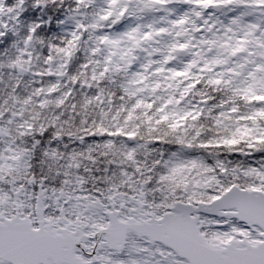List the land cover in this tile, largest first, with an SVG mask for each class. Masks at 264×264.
<instances>
[{"label":"snow or ice","instance_id":"1","mask_svg":"<svg viewBox=\"0 0 264 264\" xmlns=\"http://www.w3.org/2000/svg\"><path fill=\"white\" fill-rule=\"evenodd\" d=\"M157 2L162 7L151 11L169 15L175 14L172 5L189 6L175 19L161 17L159 30L188 25L196 54L203 49L221 73L232 79L264 73V0ZM7 28L0 20V37ZM20 55L0 62V69L27 72L23 61L32 53L21 49ZM175 72L187 75V69ZM10 80L0 77V264H264V93L249 102L250 89L234 87V97L247 104L244 111L235 98L214 109L215 97L201 94L178 112L168 108L170 98L158 107L163 115L156 124L165 123L171 135L150 125L144 138L133 128H95L86 121L74 135L67 116L59 115L63 99L48 115L43 87L21 100L20 82ZM199 86L190 82L191 89ZM56 89L50 85L47 95ZM189 91L186 86L176 103ZM34 97L39 114L26 116ZM205 111L215 128L200 123ZM253 120L252 134L241 135V121Z\"/></svg>","mask_w":264,"mask_h":264},{"label":"trees","instance_id":"2","mask_svg":"<svg viewBox=\"0 0 264 264\" xmlns=\"http://www.w3.org/2000/svg\"><path fill=\"white\" fill-rule=\"evenodd\" d=\"M16 0H7L6 6L15 7ZM35 12L30 9L25 11L19 18L18 22H25L26 27L19 35L13 33H7V35L0 37V61H3L9 49H12L13 42L20 39L21 37L26 38L27 34H31V29L36 27V32L34 35L40 36L44 35L46 40H53V42H58L55 38L66 34L67 28L64 25L66 23L68 9L61 8L56 15L51 14V10L47 9L44 5H35ZM44 9V12H41ZM47 13V14H45ZM39 25V27H37ZM2 30V29H0ZM47 30V31H46ZM22 47V45H21ZM11 60H16V50L12 49ZM48 48L45 47L41 52L45 55L48 54ZM95 51L93 52H69L62 55L59 58L47 57V59H37V54L32 53V59L24 60L25 68L29 69L25 73H14L9 71L7 67L0 69V77H3L5 81L11 82L10 78L15 76V78L20 82V92L18 96L21 100L24 99L26 94L34 93L37 88L43 87L45 90V99H47L50 112H55L61 106L56 102L60 99L64 100L63 111L60 112V117L67 116L65 124L67 130L77 134L80 128L84 127L85 121L88 122L92 127L99 128L103 126L104 128L115 127L117 125L124 126L126 128H133L137 130L140 135L144 138L148 136L149 126H155L161 128L164 132H169L167 125L161 123L156 124V121L161 118L160 112L157 110L156 105L149 109L146 106L144 108L134 104L132 98L127 95L125 75L119 70H114L112 68V61L109 52L105 49L102 53ZM9 62H4L7 65ZM87 64V69L84 65ZM107 67L109 71L101 76L104 72V68ZM33 72H39L43 75L41 77H34ZM49 73L52 75L49 76ZM62 74V75H60ZM62 79L60 80V77ZM95 76V79L93 77ZM75 78V79H74ZM35 81V83H34ZM85 83L90 84V87H85ZM56 84V95L48 96L47 89L50 85ZM201 84L203 85L201 87ZM200 90L197 94H189L188 96L194 99H203L201 94H205L209 97H215V101L210 104L212 108H216L217 105L223 103L224 100H230L234 97L232 92L223 86L215 87L210 86L207 83H200ZM69 91L71 92L68 95ZM3 91L0 88V97H2ZM34 97L32 100V107L27 115L39 114V109L35 106ZM241 107V111L245 110V107L241 106L243 104L238 101ZM73 105L75 108L73 109ZM148 105V104H146ZM9 106L12 105V101H9ZM147 116H151V121L147 120ZM208 112L205 111V117L200 121V123L207 129L209 126L215 128L212 121L208 118ZM169 120H175L169 115ZM231 121L225 120L224 124L227 125ZM189 133L192 132L191 127L192 121H188ZM243 123V124H242ZM240 128L241 135H251L248 131L251 124H245ZM172 133L169 132V135ZM221 134H223V129H221Z\"/></svg>","mask_w":264,"mask_h":264},{"label":"clouds","instance_id":"3","mask_svg":"<svg viewBox=\"0 0 264 264\" xmlns=\"http://www.w3.org/2000/svg\"><path fill=\"white\" fill-rule=\"evenodd\" d=\"M6 2L7 0H0V4L6 5ZM33 4L44 5L51 10L53 16L62 7L68 9L67 23L72 25L73 30L56 37L55 39L58 42H53L51 39L46 40L43 34L40 36L27 34L26 38L33 35V39L29 43H26V38L23 37L15 40L12 49L15 48L16 50V59H22L21 49L36 53L39 60L42 58L47 59L49 56L59 58L69 52L94 53L103 45L104 48L114 49L113 57L117 61L114 70L123 67L124 75L129 77V84L137 85L148 79L145 73L153 68L157 61L163 58V66L155 68V73H163L164 66L173 59L172 53L184 50L183 44L190 45L192 42L189 38L185 43H179L178 41L172 43L166 57L162 53H158L153 59V44L162 38L158 22L163 17L162 13L164 12L163 10L151 11L152 8L162 7L157 0H23L22 5L20 0H16L15 11L10 13L8 6L0 9V20H5L8 23V28L3 30L7 33L19 35L26 24L25 22H18V18L29 9L35 12L36 8L33 7ZM17 12H19L18 17ZM41 12H44V9H41ZM121 24H125L127 30L120 37L119 43H114L115 33H110L108 30ZM147 25H151V27H146ZM177 27L181 30L178 35L187 31L184 24L173 26V30ZM166 31L167 29H165ZM104 36H109L112 39L104 40L102 39ZM45 47L49 50L47 55L41 52ZM12 49H9L6 58L0 62L12 61L10 55ZM141 57H144L143 64ZM130 65L137 66L136 70L131 71ZM141 66L143 71H141ZM193 66L187 68V74ZM168 71L169 75L166 77L168 80H176L181 77L171 69ZM184 77L187 78V75ZM155 87L159 88L160 85L156 84ZM168 87H172V85L169 84Z\"/></svg>","mask_w":264,"mask_h":264},{"label":"rangeland","instance_id":"4","mask_svg":"<svg viewBox=\"0 0 264 264\" xmlns=\"http://www.w3.org/2000/svg\"><path fill=\"white\" fill-rule=\"evenodd\" d=\"M175 10V14L169 15L166 12H163V17H167L168 19H175L177 16L181 13H183L187 8L188 5L177 3L175 5L171 6ZM243 9L237 10V12H231L228 15L233 16L238 14L239 11H242ZM217 15H220V13H217ZM249 20H253L252 17H250ZM163 23V22H162ZM67 28V33H69L71 30H73L72 25L67 23L64 24ZM185 28L187 31L183 32L182 34L178 35V33L181 31L179 27H177L175 30L168 29L166 32L161 31V39L154 42L153 44V59H155L156 55L158 53H162L163 56H167L168 50L171 47L172 43H176L177 41L179 43H184L185 40H188L191 38L190 32L191 28L188 25H185ZM127 30V27L125 24H121L118 26H115L114 29H109L108 31L115 33V38H120L124 32ZM110 39H112L110 37ZM191 44L189 45V55H187L185 58L178 57L176 53H172L173 59L170 63H168L166 66H164V72L163 73H155V68L163 66V58H161L159 61H157L154 64L153 68H150L148 72L145 73L146 76H148V79L142 83L137 85H131L129 84V77L125 76V82H126V91L127 95H129L132 98V101L135 102L134 104L144 108L146 104H154L156 105V108L165 105V103L171 98L173 100V103L168 105V108L170 110H176L180 111V109H183L186 111L191 105H194L197 103L196 100H191L188 97H184L183 101L179 104L176 103V100L179 99L183 95V90L186 86L190 88V82L196 78V73L199 71V73H204L203 70H207L209 79L212 78L213 80H216L219 78L220 80L229 81V79H232V74L228 73L227 71H224L223 73L220 72L219 66H214L211 63L207 62V53H204L203 49H201V55L196 54L195 48L192 47L193 44L196 43L195 40L191 38ZM107 50L110 54V58L112 61V68L114 69L115 64L117 61L113 57V51L114 49H107L104 48L103 45L100 47L99 51L102 53L104 50ZM193 60L196 61L195 65L188 71L187 78L184 76L178 77L176 80H168L166 77L169 75V69L172 71H184L188 68V64L192 62ZM142 64L144 63V57H141ZM201 65H203V68H201ZM137 66L130 65L131 71H135ZM119 70L124 73L123 67H120ZM118 70V71H119ZM141 71H143V68L141 66ZM155 73V74H152ZM131 74V73H130ZM129 74V75H130ZM63 76L60 77V80ZM156 84H159L160 87L156 88ZM171 84L172 87H168V85ZM233 88L239 87L241 89L248 90L247 91V97L251 94L255 95L257 97V93H263L264 92V73L261 72H255L253 75L248 76L246 79L244 77L237 76L235 79H232ZM141 101L143 103H141ZM247 105H245L246 109ZM161 115L163 113L160 112ZM182 114V113H180ZM171 116V115H170ZM172 118H175L174 116H171ZM259 119V116L257 117ZM244 122V121H243ZM251 124H255L256 121H249ZM249 122H244L245 124H249ZM243 124V123H242ZM251 127V126H250Z\"/></svg>","mask_w":264,"mask_h":264}]
</instances>
